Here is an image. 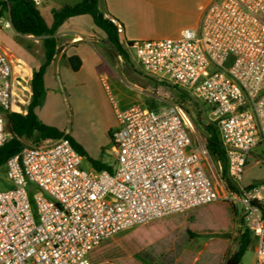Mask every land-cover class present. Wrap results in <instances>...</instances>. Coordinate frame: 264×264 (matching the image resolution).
<instances>
[{"label": "built area", "instance_id": "2783aa9c", "mask_svg": "<svg viewBox=\"0 0 264 264\" xmlns=\"http://www.w3.org/2000/svg\"><path fill=\"white\" fill-rule=\"evenodd\" d=\"M41 7L45 0H29ZM2 6L0 4V12ZM123 34L124 26L106 15ZM0 16V147L10 138V58L1 37L13 29ZM143 71L184 89L210 110L237 191L214 181L206 138L183 104L115 111L111 170H86L68 138L25 146L6 163L11 187L0 190V264H92L101 241L155 219L217 201L241 203L255 238L252 264H264V181L245 186L252 150L264 143V0H213L200 27L176 39L135 40ZM107 85V77H101ZM36 189L40 193H36Z\"/></svg>", "mask_w": 264, "mask_h": 264}, {"label": "crops", "instance_id": "0c3cea01", "mask_svg": "<svg viewBox=\"0 0 264 264\" xmlns=\"http://www.w3.org/2000/svg\"><path fill=\"white\" fill-rule=\"evenodd\" d=\"M81 1L45 0L41 7L54 6L51 7L52 13L53 10H59L65 5H74ZM212 1L100 0L99 8L103 14L113 16L123 24L124 32L119 34V39L122 45H127L135 40L176 39L184 29L199 28L203 13ZM13 31L22 46L16 44L19 54L1 43L13 67L11 111L27 114L33 94L31 81L34 71L45 61L46 36L22 35L14 28ZM55 37L58 41L57 53L44 75L46 95L42 105L36 108V114L44 124L53 125L54 113L66 106V103L69 104L70 99L76 111L83 113L85 105L91 110L94 101L92 99L84 101L79 97L85 96L92 90L91 83L86 80L95 78L98 81V78L101 79L106 72L113 73L115 77L125 75L130 80L131 90L122 88L118 82H113L114 88L121 96L123 109L140 106L146 110H156L169 104L165 98L166 85L145 72H137L135 67L131 70L128 67V64L133 62L131 56L137 61L132 52L128 51V59L118 55L108 42L105 33L96 27L91 16L80 15L67 19L59 27ZM40 42H42L41 47H38ZM72 56L79 57L82 61L78 71L72 70L68 64L67 59ZM112 133L113 129L107 127L105 131L94 133L92 140H102L99 146H107L108 140L112 141ZM96 160L100 159L96 158ZM91 169H94L92 164ZM262 181H264V143L252 150L243 175L245 186ZM253 246L254 261L255 245Z\"/></svg>", "mask_w": 264, "mask_h": 264}, {"label": "trees", "instance_id": "16d2710c", "mask_svg": "<svg viewBox=\"0 0 264 264\" xmlns=\"http://www.w3.org/2000/svg\"><path fill=\"white\" fill-rule=\"evenodd\" d=\"M99 1L100 0H82L74 5H65L59 10H53V23L48 25L39 10V7L34 5L31 1L0 0V4L2 6L0 16L3 15L4 11L8 10L13 27L17 33L22 35L46 36L44 40L46 49L45 61L34 71L33 79L31 81L33 94L28 106L27 114L12 111L5 114L6 130L10 133V138L2 147H0V168L2 166L5 167L7 161L14 155L21 152L25 146L38 145L47 139L59 140L65 137L70 140L73 147L83 156V158L85 157L91 162L94 170H111V167L102 161L89 157L87 155V151L76 143V141L68 133L44 124L36 114V108L42 105L46 95L44 82L46 69L53 60L54 55L57 53L58 41L55 34L59 27L67 19L80 15L91 16L96 27L105 33L108 42L111 43L115 52L126 59L129 58L128 51L131 44H121L116 27L100 10ZM67 61L74 71H78L82 65V61L76 56L69 57ZM190 97L191 96H189V93L187 92L181 93L183 101H186V99H189ZM190 101L192 100L190 99ZM192 104L196 107L198 106L197 102H192ZM186 110L191 115V110L189 108H186ZM192 119L196 129L206 137V147L210 157L221 165L220 177L222 181L229 190L237 191V187L233 184L231 178L229 177L228 162L224 149L221 145L216 123H203L200 120V116L197 118L192 117ZM223 202L224 215L222 220H218L217 218H207L201 215L199 211L202 206H200L201 208L197 207L199 208L197 210V214H199V217H203L206 220V225H202L198 222H194L191 225L190 221L187 219V212L197 208L168 215L155 219L149 223L136 226L128 232H121L101 241L90 250L88 259L92 264H105L115 258H127L130 254L137 253L142 248L143 244L151 243L159 237L167 235L171 231L180 227L186 230L189 240L191 241L196 236L195 230L216 229L228 220V211H231L233 214L237 213L236 206L233 202ZM214 203L216 202L203 205V207L211 206ZM229 203H232L231 206ZM254 244L255 238L253 237L250 229L247 227L240 235L237 249L229 254L221 264H242L246 253ZM209 249H212L218 254H223L226 251V244L220 240L209 242L206 250Z\"/></svg>", "mask_w": 264, "mask_h": 264}, {"label": "rangeland", "instance_id": "374dc122", "mask_svg": "<svg viewBox=\"0 0 264 264\" xmlns=\"http://www.w3.org/2000/svg\"><path fill=\"white\" fill-rule=\"evenodd\" d=\"M51 7L54 6L39 7V10L48 24H51L53 21ZM1 43L11 48L17 54H19V50L16 44L22 47L13 29H5L3 31ZM41 43L42 42L38 43V47H41ZM131 60L133 62H130L128 67L131 70L135 67L137 72L143 73L144 71L141 64L133 60L132 56ZM105 76L107 77V85L99 78L98 81L95 78L86 80L91 83L92 90L91 92H87L85 96L82 95V97H79V99L83 98L84 101L85 99H92L94 101V107L91 110L85 105L82 111L83 113L79 110L76 111V108L71 105L72 102L70 99L71 103H66V106L64 105L62 109L54 113L53 125L49 126L68 133L76 143L87 151L89 157L93 159L98 158L100 159L99 161L111 167L115 164L112 141L108 140L107 146L103 147L99 146L102 140H92V138L95 136L94 133L105 131L107 127L113 129V131L120 127L115 107L117 106L120 110H123L121 107L122 101L120 94L114 88L113 84L118 82L122 88L131 90V83L125 75L115 77L113 73L106 72ZM165 85L167 87L165 98L168 103L183 104L186 108L191 110L193 118L200 116V120L203 123L213 122L209 108L193 94L184 89L175 87L170 83ZM182 92L189 93L191 97L183 101L181 98ZM190 99L192 101H190ZM192 102H197L198 106H194ZM197 138L206 137L196 129V142H198ZM207 166L212 179L220 184L223 183L220 177L221 165L209 156ZM82 167L86 170H91V162L85 157L83 158ZM244 177L245 184H247L246 176ZM10 187L11 183L6 168L2 166L0 168V190H5ZM36 193L39 194L40 191L36 189ZM223 204V201H217L211 206H202V208L200 207L199 213L207 218L222 220L224 215ZM231 204L232 203H229L230 206ZM234 205L237 210L236 214L228 211V220L216 229L195 230L196 236L191 241L189 240L186 230L180 227L167 235L159 237L151 243L143 244L142 248L137 253L130 254L127 258H115L105 264H221L229 254L237 249L240 235L244 232L245 228L248 227L242 216V204L234 203ZM198 209L199 208L187 212V219L190 221L191 225L194 222L206 225V220L203 217H199V214H197ZM131 229L124 232H128ZM217 240L223 241L226 244V251L223 254H218L212 249L206 250L209 242H215ZM253 247L246 253L242 264L252 263L254 257Z\"/></svg>", "mask_w": 264, "mask_h": 264}]
</instances>
